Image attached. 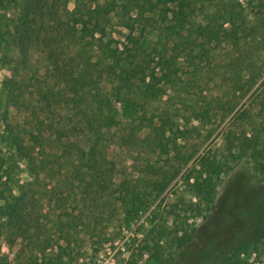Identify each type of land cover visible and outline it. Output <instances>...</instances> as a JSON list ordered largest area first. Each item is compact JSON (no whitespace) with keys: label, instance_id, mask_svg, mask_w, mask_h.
<instances>
[{"label":"rangeland","instance_id":"374dc122","mask_svg":"<svg viewBox=\"0 0 264 264\" xmlns=\"http://www.w3.org/2000/svg\"><path fill=\"white\" fill-rule=\"evenodd\" d=\"M187 1L199 14L212 10L209 0ZM230 1L244 18L233 36H197L188 24L182 39L166 41L152 21L135 22L146 51L166 42L177 59L166 79L160 68L153 74L162 94L128 96L121 124L100 136L72 103L75 1L0 7V27L11 25L7 11L24 30L22 49L3 48L14 62L0 61V264H174L183 249L219 237L228 213L227 238L264 206V0ZM178 2L157 5L155 15L181 17ZM124 19L109 18L104 42L122 48ZM93 46L85 49L90 74L107 92L112 82ZM164 175L170 183L154 192ZM260 228L217 264H264ZM190 231L181 249L178 238Z\"/></svg>","mask_w":264,"mask_h":264},{"label":"trees","instance_id":"16d2710c","mask_svg":"<svg viewBox=\"0 0 264 264\" xmlns=\"http://www.w3.org/2000/svg\"><path fill=\"white\" fill-rule=\"evenodd\" d=\"M74 1L75 7L72 9V44L80 46V49L74 53L72 58L73 62L76 61V64L72 66V103L78 110L80 121H87V131L90 134L99 136L102 128L118 127L121 124L119 106L128 101V96L131 94L141 93L146 102L158 98L163 90L162 86L153 80V74L156 69L160 68L164 79H166L167 73H165V70L170 68V61L174 62L177 59V57L169 56V58L167 56L166 42L163 44L157 43L154 49L146 51L144 42L139 41L140 37L135 34L137 30V27L134 26L135 22L141 25V19L148 21L147 23L152 21V26L158 32V37L164 34L167 41L170 37L182 39L188 24L193 25V34L197 36L205 33L212 38H216V34H219L220 31L228 34L227 36L237 35L240 27H235L236 20L241 18L244 21L243 17H239L240 15L235 13L236 10L231 5L230 0H222V5L217 0H209L212 10L206 9L205 14H199L198 10L189 1L179 0V7L182 8L180 11L181 17L173 21H168L164 15L162 17L155 15L157 5L166 4V0ZM8 2L13 3L14 0H0V7L5 3L9 6ZM88 3L92 5L88 7ZM133 10H136L137 13L136 16L131 17L130 13ZM3 16L10 20L11 25H6L5 29L0 27V61L4 64H12L14 62L13 56L5 50L12 51L11 46L23 48V22L21 19V22L16 21V18L13 19L11 14H7V11ZM125 16H127V19H124L123 24L129 29V33L122 48L120 49L117 46L119 43L113 45L115 43L112 40L104 42V37L107 36L106 28L109 18L118 17L123 19ZM226 24L229 27H225ZM141 31L144 32V28ZM238 39L240 40V38L233 40ZM189 40L193 39L189 38ZM93 45L99 48L101 52L100 59H103L104 72L112 82L107 92H104L99 85L101 75L93 76L90 74L89 57L85 54V49ZM186 50H188V53L191 52V49L187 48ZM180 54L183 56L186 52H180ZM138 75L139 77H137ZM160 80H162V77ZM81 100L86 105L85 107L89 108L87 113L85 112L86 108L75 104ZM94 121H101V123L97 124ZM3 164V160L0 158V169ZM170 180L171 178L165 175L161 179H156L153 183L155 188L152 190L156 193L163 192ZM133 193L131 191L130 198H135ZM130 200L134 202V199ZM251 216L249 222L233 231L231 237L227 238L224 233H227L229 222L232 219V215L228 213L220 220L219 230L222 233H219V237L205 240L204 245L200 248L196 247L190 252L183 249L179 255L181 260L178 258L179 260L175 261L174 264H217L230 256L235 248L246 245L247 242L249 243L257 236L255 234L258 233L257 230L261 229L260 225L264 222V206H261L259 211ZM192 240L193 233L191 231L185 233L178 238L179 247L181 249L186 247Z\"/></svg>","mask_w":264,"mask_h":264}]
</instances>
